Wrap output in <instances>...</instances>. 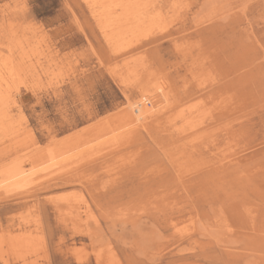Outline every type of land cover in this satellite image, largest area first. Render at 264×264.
Here are the masks:
<instances>
[{"label": "rangeland", "instance_id": "374dc122", "mask_svg": "<svg viewBox=\"0 0 264 264\" xmlns=\"http://www.w3.org/2000/svg\"><path fill=\"white\" fill-rule=\"evenodd\" d=\"M0 264H264V0H0Z\"/></svg>", "mask_w": 264, "mask_h": 264}, {"label": "bare ground", "instance_id": "6f19581e", "mask_svg": "<svg viewBox=\"0 0 264 264\" xmlns=\"http://www.w3.org/2000/svg\"><path fill=\"white\" fill-rule=\"evenodd\" d=\"M119 5V4H118ZM123 7V6H122ZM129 22V20H125V22L123 23V24H121L122 26H121V28H123V27H126L127 26V24L126 23H128ZM126 24V25H125ZM120 32V31H119ZM122 32V31H121ZM116 33V31H115V28H113V29H111V34L112 35H114ZM120 35V34H119ZM123 45H125V44H123ZM26 52V51H25ZM48 58V57H47ZM12 63V62H11ZM63 65V64H62ZM10 66V65H9ZM203 68V67H202ZM58 70V69H57ZM208 71V70H207ZM12 74V73H11ZM10 74V75H11ZM54 74V73H53ZM13 76V75H12ZM21 79V78H20ZM24 82V81H23ZM160 82H158V84H156L155 85V88H156V91H157V93L159 94V95H161V100H167V93H166V90H165V88H163L162 87V85L161 84H159ZM8 96V95H7ZM8 98V97H7ZM163 98V99H162ZM2 104V103H1ZM152 109V108H151ZM146 110V109H145ZM4 111V110H3ZM151 111V110H150ZM147 112V111H146ZM204 114V113H203ZM5 115V114H4ZM152 115V114H151ZM199 118V117H198ZM203 118V117H202ZM201 122H202V119H201ZM201 122H199V123H201ZM182 134H184V133H182ZM227 149V148H226ZM52 153V152H51ZM53 159V158H52ZM51 159V160H52ZM62 167V166H61ZM58 169H60V167H58ZM12 176V175H11ZM29 176V175H28ZM31 176V175H30ZM8 177V176H7ZM37 178V177H36ZM4 179H6V178H4ZM3 180V179H2ZM19 181V180H18ZM26 181V180H25ZM29 181V180H28ZM4 182V181H3ZM10 182V181H9ZM6 183H7V180H6ZM6 183H3L4 185L6 184ZM21 184V183H20ZM24 185V184H23ZM26 185V184H25ZM2 186V185H1ZM19 186H21V185H19ZM26 187V186H25ZM24 187V188H25ZM8 188H9V186H8ZM12 188V187H11ZM15 188V187H14ZM9 190V189H8ZM36 237V236H35ZM21 238V237H20ZM25 238V237H24ZM31 244H32V242H31ZM12 245V244H11ZM33 245V244H32ZM34 249V248H33Z\"/></svg>", "mask_w": 264, "mask_h": 264}]
</instances>
